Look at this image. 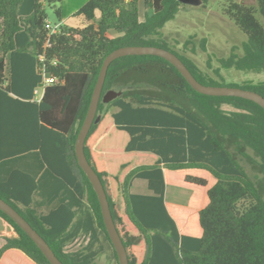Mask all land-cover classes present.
<instances>
[{
  "label": "trees",
  "instance_id": "trees-1",
  "mask_svg": "<svg viewBox=\"0 0 264 264\" xmlns=\"http://www.w3.org/2000/svg\"><path fill=\"white\" fill-rule=\"evenodd\" d=\"M87 0L61 23V0H0V197L45 239L63 264H94L106 233L99 201L77 163L74 143L104 57L128 45L176 54L202 84L264 97V0H228L225 14L245 35L211 72L179 53L162 31L179 0ZM209 0H202L205 7ZM49 6L59 23L45 27ZM260 16L262 22L259 21ZM189 40L185 41L186 45ZM262 73L227 82L221 69ZM45 75L53 81L41 87ZM99 120L84 142L129 264H264V109L236 96L194 90L166 59L125 55L108 66ZM228 107V108H226ZM118 153L128 158L115 161ZM143 179L150 193L131 190ZM190 190L164 200L166 185ZM0 264H51L0 210ZM80 234L83 247L66 245Z\"/></svg>",
  "mask_w": 264,
  "mask_h": 264
},
{
  "label": "rangeland",
  "instance_id": "rangeland-1",
  "mask_svg": "<svg viewBox=\"0 0 264 264\" xmlns=\"http://www.w3.org/2000/svg\"><path fill=\"white\" fill-rule=\"evenodd\" d=\"M228 0H209L205 7L201 4L194 6L182 3L175 18L166 22L162 28L164 36L171 42L175 49L189 58L204 71L211 72L218 64V58L225 57L232 47L237 46L240 52L241 41L245 35L237 28L233 20L225 14ZM139 18L144 19L145 9L139 4ZM48 21L56 22L52 9L45 7ZM262 22L260 16H257ZM80 19H73L72 24H79ZM189 40L186 45L185 41ZM221 73L227 82L243 83L246 81L257 82L263 79L262 73L236 71L233 68L221 69ZM115 91V90H114ZM228 108V107H226ZM128 158L123 152L113 156L115 161ZM131 190L133 192L146 191V182L143 179H134ZM189 190L174 185H166L165 200L176 204L187 202ZM0 228H3L0 220ZM5 228V227H4ZM87 237L80 234L66 245V250L73 251L86 245ZM100 251L94 260V264H116L113 251L102 233L98 235L95 244Z\"/></svg>",
  "mask_w": 264,
  "mask_h": 264
},
{
  "label": "water",
  "instance_id": "water-1",
  "mask_svg": "<svg viewBox=\"0 0 264 264\" xmlns=\"http://www.w3.org/2000/svg\"><path fill=\"white\" fill-rule=\"evenodd\" d=\"M179 1L194 6L202 4V0H179ZM146 54L156 55L166 59L180 72V74L185 78V80L189 83V85L197 92L207 95H224V96L242 97L257 103L259 106H261L264 109V97L261 94L240 87L213 86V85L202 84L192 75L190 70L186 67L183 61L176 54L161 47L149 46V45L122 46L112 50L104 57L91 93V97L85 117L82 121V124L79 128L78 134L75 139L74 152L78 165L85 173L86 177L88 178L89 182L92 185L93 190L97 195L104 227L109 237V240L114 248V251L116 253L118 264H129L128 252L123 244L122 238L114 223L109 202L107 199V195L105 193L101 180L98 174L96 173V171L94 170V168L92 167V165L88 162L86 158L84 152V142L92 124L99 120V115H97V108L100 100L102 99L104 102H107L118 94V92L114 90H108L102 96V87L110 63L116 58L121 56L146 55ZM0 210L4 212L6 215H8L31 238V240L36 244V246L40 249V251L43 253V255L51 264H63L62 261H60L58 257L55 255V253L53 252L49 244L45 241V239L30 225V223L13 206H11L1 197H0Z\"/></svg>",
  "mask_w": 264,
  "mask_h": 264
},
{
  "label": "crops",
  "instance_id": "crops-1",
  "mask_svg": "<svg viewBox=\"0 0 264 264\" xmlns=\"http://www.w3.org/2000/svg\"><path fill=\"white\" fill-rule=\"evenodd\" d=\"M86 1L87 0H61V3H60L61 23L68 24V25H74V24H72L73 19L78 18V19H80V23L79 24H75L74 26L82 25V23H83L82 22V17H80V16L75 17V16H73V14ZM141 3L143 4V0H139L138 1V6ZM40 96H36V97L39 98ZM165 190H166V187H165ZM138 193H146L147 194V193H150V192L146 188V191H144V192H138ZM190 194L191 193H190V190H189L188 198H189ZM188 198H187V200H188ZM164 200H165V192H164ZM2 225H3V223H2ZM0 229H4V225H3V228H0ZM4 242H5L4 238L3 237H0V247L4 244Z\"/></svg>",
  "mask_w": 264,
  "mask_h": 264
},
{
  "label": "built area",
  "instance_id": "built-area-1",
  "mask_svg": "<svg viewBox=\"0 0 264 264\" xmlns=\"http://www.w3.org/2000/svg\"><path fill=\"white\" fill-rule=\"evenodd\" d=\"M45 27L50 28L52 31H54V30L58 29L59 23H53L52 24L49 21H47L45 23ZM52 81H53V77L45 75L43 77V83H42L41 87H38V88L35 89L36 96H40L41 92H42V87L46 86L47 84H49Z\"/></svg>",
  "mask_w": 264,
  "mask_h": 264
}]
</instances>
